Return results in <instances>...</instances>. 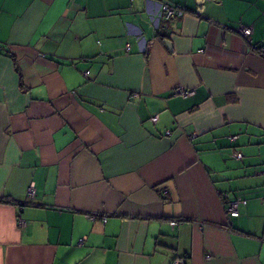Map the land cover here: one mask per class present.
Segmentation results:
<instances>
[{"label": "crops", "instance_id": "1", "mask_svg": "<svg viewBox=\"0 0 264 264\" xmlns=\"http://www.w3.org/2000/svg\"><path fill=\"white\" fill-rule=\"evenodd\" d=\"M197 2L0 0V264H264V0Z\"/></svg>", "mask_w": 264, "mask_h": 264}, {"label": "built area", "instance_id": "2", "mask_svg": "<svg viewBox=\"0 0 264 264\" xmlns=\"http://www.w3.org/2000/svg\"><path fill=\"white\" fill-rule=\"evenodd\" d=\"M160 18L162 19L163 22H168L169 20H171L172 18L175 17V15L178 13V10L177 8L167 2V1H164L160 4ZM251 29L250 28H243L240 30V34L243 36V38L247 41V42H250L251 41ZM260 53L264 54V49H260ZM85 75H88V72H85ZM178 93L181 94L182 96L184 97H187V96H190L192 94V92H189V91H185V90H182V89H179L178 90ZM152 122H156L157 121V116H154L150 119ZM231 139H236V137H231ZM234 157L235 158H240L241 157V154L240 153H235L234 154ZM34 193V188L31 186L29 187L28 189V195L29 197H32ZM222 200H223V204H224V211H225V214L228 218H235L239 215V212H238V208H239V203L240 201L238 199H233V198H230L229 194L227 193H224L222 194ZM91 219H95V216H92ZM103 221H105V219H103ZM20 226L23 225V222L20 221L19 222ZM177 225V222L176 221H172L171 222V226L174 227ZM171 264H185V259L184 258H176L173 260V262Z\"/></svg>", "mask_w": 264, "mask_h": 264}, {"label": "water", "instance_id": "3", "mask_svg": "<svg viewBox=\"0 0 264 264\" xmlns=\"http://www.w3.org/2000/svg\"><path fill=\"white\" fill-rule=\"evenodd\" d=\"M206 0H199V2H197L200 6H202V4L205 2Z\"/></svg>", "mask_w": 264, "mask_h": 264}, {"label": "trees", "instance_id": "4", "mask_svg": "<svg viewBox=\"0 0 264 264\" xmlns=\"http://www.w3.org/2000/svg\"><path fill=\"white\" fill-rule=\"evenodd\" d=\"M262 237H264V235H262Z\"/></svg>", "mask_w": 264, "mask_h": 264}]
</instances>
